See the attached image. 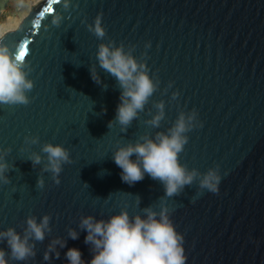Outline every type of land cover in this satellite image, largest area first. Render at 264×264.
<instances>
[{"label": "water", "instance_id": "95a60500", "mask_svg": "<svg viewBox=\"0 0 264 264\" xmlns=\"http://www.w3.org/2000/svg\"><path fill=\"white\" fill-rule=\"evenodd\" d=\"M97 17L102 37L90 30ZM101 44L144 64L154 84L126 126L116 119L123 88L100 65ZM0 45L24 50L33 84L27 103H0V231L24 237L28 218L49 217L23 261L0 240L7 264H69V248L87 264L84 217L162 208L183 236L185 264H264V0H42ZM181 115L190 127L178 163L193 181L172 196L147 173L124 182L114 153L168 135ZM46 144L68 153L55 176ZM209 171L221 178L215 193L200 185ZM57 240L64 247L50 251Z\"/></svg>", "mask_w": 264, "mask_h": 264}, {"label": "clouds", "instance_id": "9594fccd", "mask_svg": "<svg viewBox=\"0 0 264 264\" xmlns=\"http://www.w3.org/2000/svg\"><path fill=\"white\" fill-rule=\"evenodd\" d=\"M90 30L98 37L104 35L99 17ZM24 55L22 48L16 54H10L6 46L0 45V103L28 102L25 91L30 90L33 84L26 79V74L22 71ZM97 58L100 65L113 74L123 88L116 119L119 124L126 126L136 117L137 110L143 108L154 90V84L144 71V64L138 65L131 55L123 52L122 48L110 49L101 44ZM157 107L162 109L163 105ZM162 115L161 111L150 123L157 125ZM191 119L192 117L188 118L189 121ZM187 127L190 125L186 126L185 118L181 115L168 135L157 134L155 140L145 138L143 143L119 148L114 153L113 160L122 169L121 179L132 184L143 179L147 173L163 182L167 196H172L184 185L190 184L196 172H188L178 163V153L187 139L182 134ZM42 150L48 154V168L55 176L61 171V162L68 160V153L60 145L52 144L44 145ZM133 154L136 155L134 160L130 158ZM39 161L40 157L34 156V162ZM5 168L6 165L0 163V180H5L3 176ZM220 179L215 172L209 171L201 179L200 185L215 193L218 191ZM42 183V180L38 181V184ZM144 212L146 214L144 218L139 215L130 218L123 210L107 220H96L92 216L84 217L81 220V227L87 233L85 243L93 245L94 253L87 264H185L183 236L175 230L167 214L168 209L162 208L159 213L144 209ZM48 222V216L42 217L39 223L30 217L26 221L24 237L9 228L0 231V240L6 239L11 256L17 261H23L26 257L34 255L28 243L29 236L35 240H42L45 231L48 230ZM69 236L77 239L78 233L70 230ZM57 243L64 247V242L57 240L49 245V250L52 251L54 244ZM81 255L77 248H69L65 253L69 264H85ZM48 258L46 252L44 259ZM0 264H7L3 249H0Z\"/></svg>", "mask_w": 264, "mask_h": 264}, {"label": "rangeland", "instance_id": "374dc122", "mask_svg": "<svg viewBox=\"0 0 264 264\" xmlns=\"http://www.w3.org/2000/svg\"><path fill=\"white\" fill-rule=\"evenodd\" d=\"M38 2L40 0H0V37L12 31V23H20L24 14Z\"/></svg>", "mask_w": 264, "mask_h": 264}, {"label": "bare ground", "instance_id": "6f19581e", "mask_svg": "<svg viewBox=\"0 0 264 264\" xmlns=\"http://www.w3.org/2000/svg\"><path fill=\"white\" fill-rule=\"evenodd\" d=\"M41 1V0H40ZM24 16H26V13L24 14ZM14 23V22H13ZM12 23V26H11V28H12V30H15L17 27H18V25H19V22H17V23H14L13 24Z\"/></svg>", "mask_w": 264, "mask_h": 264}, {"label": "snow or ice", "instance_id": "6c2138e0", "mask_svg": "<svg viewBox=\"0 0 264 264\" xmlns=\"http://www.w3.org/2000/svg\"><path fill=\"white\" fill-rule=\"evenodd\" d=\"M26 54V53H25Z\"/></svg>", "mask_w": 264, "mask_h": 264}]
</instances>
